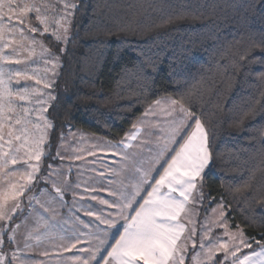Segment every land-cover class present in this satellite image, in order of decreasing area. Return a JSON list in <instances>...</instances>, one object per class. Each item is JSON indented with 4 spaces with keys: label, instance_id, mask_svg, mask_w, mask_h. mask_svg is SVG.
<instances>
[{
    "label": "rangeland",
    "instance_id": "374dc122",
    "mask_svg": "<svg viewBox=\"0 0 264 264\" xmlns=\"http://www.w3.org/2000/svg\"><path fill=\"white\" fill-rule=\"evenodd\" d=\"M14 5L15 14L26 15L25 29L23 19L10 18L0 28V49L8 48L0 50L2 63H9L0 68V264L70 262L56 255L71 250V242L53 233L52 244L35 249L34 221L19 222L22 195L43 164L48 172L54 161L86 179L82 205L106 208L95 230L97 244L83 264H264V245L254 248L241 228L232 227L223 202L204 208L202 178L211 163L207 130L172 98L155 101L118 142L70 128L56 145L60 142L57 159L50 156L56 146H49L53 128L49 109L56 100L62 58L50 52L45 41L51 39L60 49L66 45L76 4L21 0ZM33 33L37 37L31 38ZM31 64L33 76L24 75ZM79 178L75 174L76 182ZM53 183L49 194L56 200L72 188ZM84 216L100 222L98 216ZM54 217L58 234L63 228L64 234L72 231L69 221L62 223V215ZM69 217L73 215H65ZM47 223L43 221L46 230ZM95 237L88 236V249ZM35 255L38 258L31 259ZM77 258L71 263L80 264L83 256Z\"/></svg>",
    "mask_w": 264,
    "mask_h": 264
},
{
    "label": "trees",
    "instance_id": "16d2710c",
    "mask_svg": "<svg viewBox=\"0 0 264 264\" xmlns=\"http://www.w3.org/2000/svg\"><path fill=\"white\" fill-rule=\"evenodd\" d=\"M49 109V146L70 128L120 141L170 97L207 130L204 208L264 245V0H75ZM13 220V224H14Z\"/></svg>",
    "mask_w": 264,
    "mask_h": 264
},
{
    "label": "crops",
    "instance_id": "0c3cea01",
    "mask_svg": "<svg viewBox=\"0 0 264 264\" xmlns=\"http://www.w3.org/2000/svg\"><path fill=\"white\" fill-rule=\"evenodd\" d=\"M21 2V0H0V28H1V24L2 21L4 20L5 22H8V18H10L11 20L14 19H18L24 20V26L23 28L25 29V16H18L16 13L17 8L14 5V2ZM24 2H26L27 4V0H23ZM10 3V4H9ZM8 4V5H7ZM25 7V6H23ZM13 12L10 13V16L5 17L4 13L7 12ZM18 16V17H17ZM13 17V19L11 18ZM12 27V26H9ZM14 28V27H13ZM37 37V34L33 33L31 35V38H35ZM41 40V39H40ZM34 41V40H33ZM42 41V40H41ZM1 49H3V51L5 52L6 50H8V48L5 47H1ZM0 49V50H1ZM50 52H52L51 50H49ZM4 52H0V68L2 67H9V63H2V57L1 54ZM11 52L9 51L8 54H10ZM34 55V54H33ZM37 55V53H36ZM41 60V59H40ZM31 61V59H30ZM26 65V64H24ZM33 64H31L30 67H28V65L26 66V71H24V75H31L33 76ZM24 66H21V70L23 71ZM174 100V99H173ZM72 129H69L67 132L64 133V137L69 133V131ZM60 144V142H59ZM59 144L58 146H56L54 148V150H50V156L54 157L56 156L57 159V151L59 148ZM47 151V150H46ZM47 153V152H46ZM48 157V154L45 158ZM44 158V160H45ZM55 160V159H54ZM61 162V161H60ZM46 163V161L44 162ZM54 163V164H53ZM50 170L47 172V176L44 174L45 172V164H43L41 171H37L38 173L34 176V182L32 183V186L28 188V190L22 195V200L24 203V208L22 211V219L19 222H22L24 220V222L26 220H33V229L35 231V236H33L35 238L36 243L33 244L35 249H38V247L40 245H45V244H52L54 238H53V233L57 234L59 237H61V239L68 243L71 242V250L65 251L62 253V255L58 254L56 255L57 258L62 259V258H66V260H69L70 262H67V264H74L71 263V259L74 262V259H78L77 257L79 256H83V260H79L80 264L83 263H88L87 259H86V255H88L90 253V250L92 248V246L95 245L96 240L98 239V236L96 234L97 230V225L101 226V218H100V212L101 211H106L105 207H98L95 209L94 206H91V204H87V205H82V202L84 200V195L86 194V190H88V186L83 184L86 179L83 177L81 179V177L79 178V172H72V170H66L65 166H63V164H60L56 161L52 162V164L50 165ZM54 173H53V171ZM60 172V174L58 175L57 173ZM75 174L78 175V181L76 182L75 179ZM44 176L48 177L47 180L43 179ZM69 177H74V180L72 178ZM69 178V179H68ZM33 179V178H32ZM39 179H42L41 181H39ZM58 184H60L61 186H68L70 185L72 188L70 191H67L65 193L61 194V200L59 199H55L52 197V195L49 194L50 191V185L51 182H55ZM45 183V184H44ZM49 184V188L46 187ZM54 184V183H53ZM110 186V185H108ZM108 186H104V187H108ZM34 190H33V189ZM109 189V187L107 188ZM32 190L34 192H32ZM30 198V199H29ZM57 202V204L55 203ZM79 202H81L79 204ZM29 203L34 204L33 207H29ZM85 206H90L91 210H88V208H83ZM112 206V205H111ZM83 208V209H82ZM28 213V215H26ZM94 215L98 216V220L100 219V222L98 221H90L88 220L87 217H85L84 215ZM54 215H62V223H64L66 225V223L69 221V228L72 230L67 231L66 234H64L65 232V228L61 229L60 234H58L56 232V218L54 217ZM65 215H73L72 218H65ZM54 218H53V217ZM47 220V230L44 227L43 221ZM17 223V225L19 224L18 221L15 222V224ZM101 229V227H100ZM15 230L16 228H14V232L13 235H15ZM48 230H50L51 232H49ZM50 233V235H49ZM44 234V235H43ZM89 235H94L96 236L95 240L93 241V243L90 244V249L89 245H88V236ZM22 237L25 238L27 237V235L22 234ZM11 239L13 240L14 237H11ZM83 242V243H81ZM99 242V241H98ZM97 244V242H96ZM83 251V253H80L81 250ZM11 251H14L13 249H10ZM66 250V249H65ZM18 253H21L20 251H22L21 249H17ZM53 251V250H52ZM51 251V252H52ZM51 256V255H50ZM49 256V257H50ZM17 257V256H16ZM27 257V256H26ZM33 258H38L37 255H35V257H31V259ZM8 264V263H6ZM76 264V263H75Z\"/></svg>",
    "mask_w": 264,
    "mask_h": 264
}]
</instances>
